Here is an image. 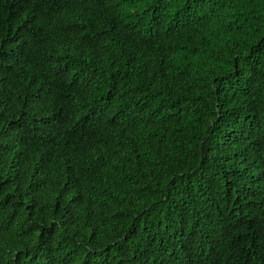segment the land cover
<instances>
[{"label": "trees", "instance_id": "trees-1", "mask_svg": "<svg viewBox=\"0 0 264 264\" xmlns=\"http://www.w3.org/2000/svg\"><path fill=\"white\" fill-rule=\"evenodd\" d=\"M0 264H264V0H0Z\"/></svg>", "mask_w": 264, "mask_h": 264}]
</instances>
